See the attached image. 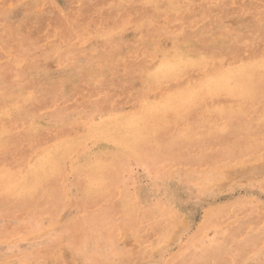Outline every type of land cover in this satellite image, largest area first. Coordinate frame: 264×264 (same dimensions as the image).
Returning a JSON list of instances; mask_svg holds the SVG:
<instances>
[{"label":"rangeland","instance_id":"rangeland-1","mask_svg":"<svg viewBox=\"0 0 264 264\" xmlns=\"http://www.w3.org/2000/svg\"><path fill=\"white\" fill-rule=\"evenodd\" d=\"M0 156V264H264V0H0Z\"/></svg>","mask_w":264,"mask_h":264},{"label":"bare ground","instance_id":"bare-ground-1","mask_svg":"<svg viewBox=\"0 0 264 264\" xmlns=\"http://www.w3.org/2000/svg\"><path fill=\"white\" fill-rule=\"evenodd\" d=\"M200 51V50H199ZM175 67V66H174ZM173 67V68H174ZM194 71V70H193ZM197 71V70H196ZM212 71V70H211ZM193 73V72H192ZM191 73V74H192ZM190 74V73H189ZM188 76V75H187ZM190 78V77H189ZM186 79V78H185ZM179 81V80H178ZM221 82V81H220ZM168 83V82H167ZM173 83V82H172ZM178 83V82H177ZM185 83V82H184ZM227 83V82H226ZM169 84V83H168ZM228 84H229V82H228ZM219 84H217V86H218ZM205 86V85H204ZM218 89V88H217ZM215 90V89H214ZM216 91V90H215ZM170 92V91H169ZM6 93V92H5ZM233 93V92H232ZM50 96V95H49ZM37 100V99H36ZM37 103V102H36ZM166 104V103H165ZM32 107V106H31ZM30 107V108H31ZM28 110V109H27ZM23 112H25V111H23ZM28 112V111H27ZM34 113V112H33ZM35 114V113H34ZM49 114V113H48ZM28 116V115H27ZM21 117H22V114H21ZM37 117V116H36ZM87 117V116H86ZM12 119V118H11ZM16 120H18V119H16ZM6 122V121H5ZM22 122V121H21ZM14 125V124H13ZM5 126V125H4ZM10 128V127H9ZM25 128V127H24ZM10 130H11V128H10ZM44 130V129H43ZM13 133V132H12ZM40 133V132H39ZM13 135V134H12ZM44 135V134H43ZM17 138V137H16ZM19 139H21V138H19ZM11 141V140H10ZM12 142V141H11ZM14 142V141H13ZM34 142V141H33ZM37 142V141H36ZM42 142V141H41ZM44 142V141H43ZM88 142V141H87ZM21 144V143H20ZM24 144V143H23ZM17 145V144H16ZM22 145V144H21ZM22 147V146H21ZM103 147V146H102ZM11 149V148H10ZM40 150V149H39ZM38 151V150H37ZM1 152H3V151H1ZM5 152V151H4ZM36 152V151H35ZM34 152V153H35ZM1 157V156H0ZM21 158V157H20ZM117 161V160H116ZM116 161H115V163H116ZM13 162V161H12ZM21 162H23L22 160H21ZM27 162V161H26ZM25 163V162H24ZM6 164V163H5ZM17 164H18V162H17ZM14 165V164H13ZM24 165V164H23ZM19 166V165H18ZM17 166V167H18ZM6 168V167H5ZM19 168V167H18ZM58 177V176H57ZM56 179V178H55ZM113 181V180H112ZM44 188V187H43ZM8 190V189H7ZM6 196V195H5ZM6 198V197H5ZM8 199V198H7ZM5 200V199H4ZM7 201H9V200H7ZM23 201V200H22ZM27 201V200H26ZM10 202V201H9ZM6 203H8V202H6Z\"/></svg>","mask_w":264,"mask_h":264}]
</instances>
